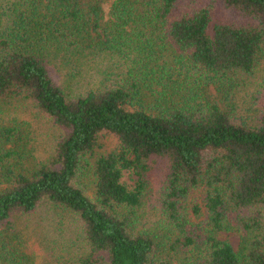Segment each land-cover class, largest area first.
<instances>
[{
	"label": "trees",
	"instance_id": "trees-1",
	"mask_svg": "<svg viewBox=\"0 0 264 264\" xmlns=\"http://www.w3.org/2000/svg\"><path fill=\"white\" fill-rule=\"evenodd\" d=\"M106 1L0 0V264H264V0ZM23 102L63 132L47 160ZM44 201L78 224L51 255L17 222Z\"/></svg>",
	"mask_w": 264,
	"mask_h": 264
},
{
	"label": "rangeland",
	"instance_id": "rangeland-1",
	"mask_svg": "<svg viewBox=\"0 0 264 264\" xmlns=\"http://www.w3.org/2000/svg\"><path fill=\"white\" fill-rule=\"evenodd\" d=\"M113 2L114 0H109L103 4L106 19L109 18ZM212 17V23H214L223 17V13L219 9L214 12ZM83 82L84 81L80 84H83ZM11 114L21 119L19 120L20 122L26 123V128L28 126V130L25 132V135H28V139L24 147L31 155L30 161L36 162L49 159L53 153L54 144L58 138L63 135L62 130L55 127L46 116L38 115L28 102L19 103L16 106L14 105V107L11 108ZM5 119L10 118L6 115ZM9 124L10 123H8V125ZM102 143L104 145H110L107 138H102ZM152 167H154V169L150 172V174L147 173V175H145L147 181V185L145 187V197L150 199L147 204L150 212L145 222L149 223V221H151L152 223H149V225H152L153 222L158 220L155 217L158 215L157 212L153 210V204H155L154 200L160 197L161 190L163 186L165 187L166 180L164 170L156 164ZM123 181L128 187H134L140 179L138 173L129 171L125 173ZM83 185H85L88 195L92 196V190H90V180L86 179ZM203 199V190L199 189L194 191L186 201L189 218L195 225H198L203 220H206L208 216ZM197 204L202 209L201 219L196 218L192 211L193 207ZM17 222L22 233L43 255H51L56 251L59 252V249L56 248L60 247V242L57 241L59 240V237H62V233L66 231L64 235L69 237L68 239H71L74 236V230L78 228V224L75 223V218L72 215L62 212L48 201L42 202L35 212L21 217ZM218 238L229 242L235 251L239 250L241 244V235L239 232H221L218 234ZM63 250H65V247ZM66 252L71 251L66 250Z\"/></svg>",
	"mask_w": 264,
	"mask_h": 264
}]
</instances>
